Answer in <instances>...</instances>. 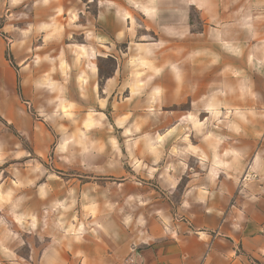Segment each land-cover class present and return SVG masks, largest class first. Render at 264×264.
<instances>
[{"label":"rangeland","instance_id":"rangeland-1","mask_svg":"<svg viewBox=\"0 0 264 264\" xmlns=\"http://www.w3.org/2000/svg\"><path fill=\"white\" fill-rule=\"evenodd\" d=\"M115 1V4H108L103 0L98 4V0H68L67 72L70 82L74 77L79 83V93L73 90L68 95L67 107L59 95L51 101L41 100L39 111L29 103L24 105L35 119L49 111L56 116L46 127L47 133L50 131L53 136L51 145L43 140L44 135L39 130H36L40 133L39 138L31 139L29 133H19L0 122V222L5 227V237L13 238L15 245L18 243L24 264L28 263L30 244L38 246L45 239L53 243L65 240V237L69 243L94 241L101 250L117 253L125 243L140 242L145 238V219L155 215L157 200L161 197L159 191L144 182L163 172V167L173 166V160L178 158L177 148H171L166 156H161L156 148H146L142 140L136 146L126 147L121 131L125 124L168 123L171 126L176 120L172 119L176 115L174 112L181 111L185 114L181 117L183 123L191 126L186 135L187 146L196 155L204 147L206 155L212 159V166L224 159L232 167L231 171H243L241 162L251 160L257 150L255 146L253 148L256 141L259 146L263 145L261 155L264 156V35L254 37L260 48L259 56H255L259 66L253 68V37H242L233 28L223 31L211 27L194 8L189 20L186 15L183 18L187 7L182 0L178 21L180 36L176 39L165 34V43H171L173 39L182 42L189 37L195 39L196 44H212L211 67L197 70V74L205 78L206 94L180 106L157 110L142 106L134 110L133 105L139 100L124 92L118 95L117 91L110 101L114 107L102 108L108 120L101 116L98 102L107 95L96 92L92 98L91 94L82 93L84 80L92 71H98L103 80L115 72L129 79L155 73L147 62H138L135 58L138 56L137 44L156 41V33L145 30L146 19L144 15L141 18L140 9L158 12L157 5L147 0ZM99 9L106 14L111 10L117 14L132 11L137 16L133 19V27L139 32L129 38V42L121 40L116 49L110 51L121 58L119 62L101 59L96 68L83 67V57H86V63L97 62L94 55L88 58V50L93 51L89 47L99 49V54L108 53L106 45L92 33V22ZM168 13V9H164L161 18L155 20L156 23L151 22L158 31L167 33L175 23ZM27 20L24 14L18 19L9 16L4 21L9 26L6 36L12 38L10 26L13 23L22 24ZM188 27L191 28L190 36L183 33ZM46 39L52 46L56 41L58 48L65 46L61 42L65 38L61 39L59 34ZM12 55L10 50V59H13ZM242 58L247 67L238 66L237 61ZM134 81L139 79L134 78ZM130 111L135 115H130ZM150 113L152 115H145ZM195 157L191 164L197 167ZM166 162L169 163L166 165ZM29 262L33 264L34 261Z\"/></svg>","mask_w":264,"mask_h":264},{"label":"crops","instance_id":"crops-1","mask_svg":"<svg viewBox=\"0 0 264 264\" xmlns=\"http://www.w3.org/2000/svg\"><path fill=\"white\" fill-rule=\"evenodd\" d=\"M147 1L155 3L159 11L142 8L140 16H145V30L156 33V41L137 44L138 56L135 59L147 62L155 73L129 79L115 72L103 80L98 71H92L91 76L84 80L83 94L89 93L92 98L96 92L107 95L98 102L99 112L107 120L102 108L114 107L110 101L117 91L118 95L124 92L139 100L133 105L134 110L149 106L156 110L180 106L206 94L205 78L202 79L197 70L211 67L212 44H196L195 39L189 37L182 42L173 39L171 43H165V34L176 39L180 36L181 0ZM182 1L187 7L183 18L186 15L189 20L194 8L211 27L223 31L233 28L242 37L264 35V0ZM102 2L98 0L97 3ZM103 3L115 4L116 1L104 0ZM22 6L31 9L26 12L20 9ZM164 9H168L169 18L175 20L167 33L158 31L151 23L161 18ZM21 14L28 20L22 24L13 23L10 26L12 38L9 39L5 34L9 26L4 21L9 16L18 19ZM67 14L68 0H0V122L12 126L19 133H29L31 139L39 138L40 133L36 131L39 130L49 145L53 136L50 131L47 133L46 127L55 121L56 116L49 111L35 119L24 105L29 103L39 111L41 100L51 101L59 95L67 107L68 95L73 90L79 93V83L74 77L70 82L67 72ZM134 18L137 16L132 11L117 14L111 10L106 14L99 9L92 22V33L106 45L108 53L99 54V49L89 47L93 51L88 50V58L94 55L97 62L90 60L86 63V57H83V67L96 68L101 59L119 62L121 58L110 51L115 50L121 40L129 42V38L138 35L139 30L133 27ZM183 33L192 35L191 28L184 29ZM53 34L65 38L61 40L64 47L58 48L57 41L53 46L46 42V38ZM253 40L251 67L254 68L259 66L255 56H259L260 47L258 40ZM129 48L132 49L131 46ZM10 50L13 59L9 58ZM237 62L238 66L247 67L244 58ZM134 78L139 81H134ZM129 113L135 115L131 111ZM174 113L176 115L172 119L176 120L171 126L168 123H128L121 127L126 147L136 146L142 140L146 148H156L161 156H166L169 149L177 148L178 158L173 160V166L163 167V172L146 178L144 182L159 191L161 197L157 200L155 215L145 219V238L140 242L125 243L117 253L101 250L94 241L69 243L65 237V240L53 243L45 239L41 245L30 244L27 264H32L29 261H34L33 264H264L263 145L259 146L257 141L256 145L253 143L257 150L250 161L241 162V172L231 171L232 167L224 159L212 166V159L206 155L204 147L200 153L197 151V155L189 149L186 135L191 126L183 123L181 117H184V112ZM193 156H196L197 167L191 164ZM30 226L33 227V223ZM5 231L0 222V264H24L21 259L25 258L21 257L18 243L15 245L13 238L5 237ZM11 232L14 233L13 230Z\"/></svg>","mask_w":264,"mask_h":264}]
</instances>
